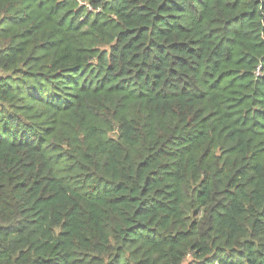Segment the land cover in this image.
<instances>
[{
  "label": "trees",
  "instance_id": "obj_1",
  "mask_svg": "<svg viewBox=\"0 0 264 264\" xmlns=\"http://www.w3.org/2000/svg\"><path fill=\"white\" fill-rule=\"evenodd\" d=\"M0 264H264V0H0Z\"/></svg>",
  "mask_w": 264,
  "mask_h": 264
}]
</instances>
